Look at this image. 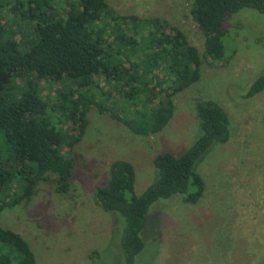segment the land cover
Here are the masks:
<instances>
[{
  "label": "trees",
  "instance_id": "trees-1",
  "mask_svg": "<svg viewBox=\"0 0 264 264\" xmlns=\"http://www.w3.org/2000/svg\"><path fill=\"white\" fill-rule=\"evenodd\" d=\"M245 8L264 14V0L193 1L206 59L225 63L232 56L228 20ZM201 65L202 53L181 28L159 17L119 14L107 0H0V215L31 200L44 181L53 180L61 194L70 191L71 150L86 135L91 109L136 135L157 134L174 115V96L200 80ZM43 79L61 84L55 99L43 95ZM262 91L264 73L244 97ZM198 121L200 135L186 151L155 156L158 177L142 193L126 159L114 160L95 189L97 204L124 220V264H135L145 248L141 233L156 201L202 198L206 183L196 165L229 141L231 120L218 102L202 100ZM0 264H37L28 240L1 225Z\"/></svg>",
  "mask_w": 264,
  "mask_h": 264
},
{
  "label": "rangeland",
  "instance_id": "rangeland-1",
  "mask_svg": "<svg viewBox=\"0 0 264 264\" xmlns=\"http://www.w3.org/2000/svg\"><path fill=\"white\" fill-rule=\"evenodd\" d=\"M107 1L119 14L159 17L181 28L202 53L201 78L174 96L171 121L149 137L91 109L86 135L71 150L70 191L61 194L53 180L44 181L31 200L5 209L0 225L28 240L37 264H124V220L97 204L95 189L108 179L114 160L126 159L136 170V192L142 193L158 177L155 156L186 151L200 135L198 102L214 100L230 116L231 137L196 165L204 194L197 203L175 194L153 204L141 233L146 245L135 264H264V91L244 97L264 73V14L245 8L232 16L227 24L232 56L212 63L203 56L194 0ZM39 84L54 99L61 87L47 79Z\"/></svg>",
  "mask_w": 264,
  "mask_h": 264
}]
</instances>
